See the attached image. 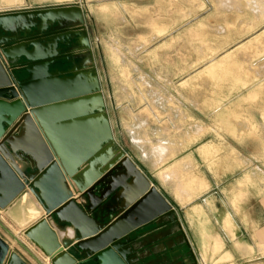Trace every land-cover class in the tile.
I'll return each instance as SVG.
<instances>
[{
    "label": "crops",
    "instance_id": "obj_1",
    "mask_svg": "<svg viewBox=\"0 0 264 264\" xmlns=\"http://www.w3.org/2000/svg\"><path fill=\"white\" fill-rule=\"evenodd\" d=\"M71 6L114 143L172 205L194 263L264 264V0H0V15ZM21 232L0 209L11 250L51 264Z\"/></svg>",
    "mask_w": 264,
    "mask_h": 264
},
{
    "label": "water",
    "instance_id": "obj_2",
    "mask_svg": "<svg viewBox=\"0 0 264 264\" xmlns=\"http://www.w3.org/2000/svg\"><path fill=\"white\" fill-rule=\"evenodd\" d=\"M90 47L77 6L0 15V209L51 264L186 262L174 208L113 150ZM0 264L28 263L0 237Z\"/></svg>",
    "mask_w": 264,
    "mask_h": 264
},
{
    "label": "rangeland",
    "instance_id": "obj_3",
    "mask_svg": "<svg viewBox=\"0 0 264 264\" xmlns=\"http://www.w3.org/2000/svg\"><path fill=\"white\" fill-rule=\"evenodd\" d=\"M87 35H88V33H87ZM88 38H89V36H88ZM90 42V41H89ZM90 46H91V44H90ZM90 50H91V47H90ZM90 59H91V62H93V58H92V52H91V57H90ZM93 64H94V62H93ZM94 67H95V65H94ZM96 70V69H95ZM105 113H106V111H105ZM107 115V114H106ZM108 118V117H107ZM113 150L114 151H116V150H120V151H122V152H124L125 154H126V152L127 151H124V150H122V149H120L116 144H114L113 145ZM127 155V154H126ZM130 158V157H129ZM189 257H191L192 259H193V263H194V260H195V258L194 257H192V256H190L189 255ZM179 264H191L190 262H181V263H179Z\"/></svg>",
    "mask_w": 264,
    "mask_h": 264
},
{
    "label": "flooded vegetation",
    "instance_id": "obj_4",
    "mask_svg": "<svg viewBox=\"0 0 264 264\" xmlns=\"http://www.w3.org/2000/svg\"><path fill=\"white\" fill-rule=\"evenodd\" d=\"M163 264H165V263H163ZM169 264H178V262H174V263H169Z\"/></svg>",
    "mask_w": 264,
    "mask_h": 264
}]
</instances>
